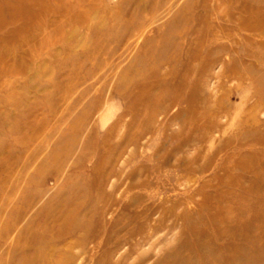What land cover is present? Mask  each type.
<instances>
[{
    "label": "rangeland",
    "instance_id": "rangeland-1",
    "mask_svg": "<svg viewBox=\"0 0 264 264\" xmlns=\"http://www.w3.org/2000/svg\"><path fill=\"white\" fill-rule=\"evenodd\" d=\"M261 14L0 0V264H264Z\"/></svg>",
    "mask_w": 264,
    "mask_h": 264
},
{
    "label": "bare ground",
    "instance_id": "bare-ground-1",
    "mask_svg": "<svg viewBox=\"0 0 264 264\" xmlns=\"http://www.w3.org/2000/svg\"><path fill=\"white\" fill-rule=\"evenodd\" d=\"M243 11H245L246 13L251 12V10H248V8H245ZM250 15H253V13L251 12ZM240 24H241V27L245 30H247V29L252 30L253 29V31H254V29H259L264 34V14L256 16V18L253 20L245 19ZM232 62H234V64H236L237 62H239V60L233 59ZM251 162H252L251 155L250 156L249 155L248 156L247 155L241 156V158H239V160H238L239 168L241 170H243L244 174H246V175L253 173L252 172L253 167H252ZM240 178H242V176Z\"/></svg>",
    "mask_w": 264,
    "mask_h": 264
}]
</instances>
